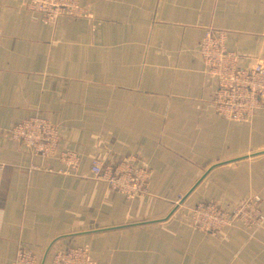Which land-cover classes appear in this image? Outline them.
I'll return each instance as SVG.
<instances>
[{
  "label": "crops",
  "instance_id": "crops-1",
  "mask_svg": "<svg viewBox=\"0 0 264 264\" xmlns=\"http://www.w3.org/2000/svg\"><path fill=\"white\" fill-rule=\"evenodd\" d=\"M81 5L88 18L45 25L26 0H0V264L20 246L42 263L83 247L96 264H264V223L215 236L190 223L199 202L233 210L255 195L264 215V108L244 123L216 116L200 53L214 28L241 69L264 67V0ZM33 115L59 127L55 155L11 139ZM64 151L79 155L76 174L59 172ZM133 157L153 173L134 199L91 174L95 159L119 168Z\"/></svg>",
  "mask_w": 264,
  "mask_h": 264
},
{
  "label": "built area",
  "instance_id": "built-area-1",
  "mask_svg": "<svg viewBox=\"0 0 264 264\" xmlns=\"http://www.w3.org/2000/svg\"><path fill=\"white\" fill-rule=\"evenodd\" d=\"M26 7L33 13L32 21L45 25L55 24L60 17L84 19L89 12L82 7L81 0H26ZM226 33L209 28L200 45V53L209 74L217 81L213 96L216 116L236 123H244L264 108V67L241 69L235 53L226 48ZM11 139L28 149L34 156L50 157L58 152L60 129L48 119L33 115L21 120L9 131ZM62 174H76L80 157L75 152L60 154ZM134 161V163L131 162ZM124 161L119 168H111L99 159L92 163L91 174L105 182L111 190L128 199L147 192L152 171L146 166L136 167L138 157ZM8 170L7 166L3 167ZM31 170L42 171L41 166L31 165ZM48 170V169H46ZM262 198L258 195L243 201L233 210L223 209L210 202H199L192 210L191 227L195 231L217 235L225 228L236 225L254 230L264 223L261 210ZM3 202L0 199V210ZM13 264H42L31 249L20 246ZM44 264H96L90 251L83 247L53 250Z\"/></svg>",
  "mask_w": 264,
  "mask_h": 264
},
{
  "label": "bare ground",
  "instance_id": "bare-ground-1",
  "mask_svg": "<svg viewBox=\"0 0 264 264\" xmlns=\"http://www.w3.org/2000/svg\"><path fill=\"white\" fill-rule=\"evenodd\" d=\"M45 263V262H44ZM44 263H42V264H44Z\"/></svg>",
  "mask_w": 264,
  "mask_h": 264
}]
</instances>
